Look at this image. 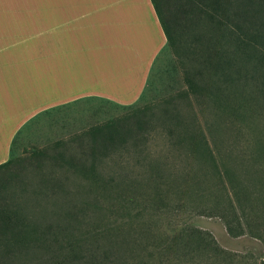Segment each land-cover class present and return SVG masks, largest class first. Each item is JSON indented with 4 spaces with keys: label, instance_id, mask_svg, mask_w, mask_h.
<instances>
[{
    "label": "trees",
    "instance_id": "16d2710c",
    "mask_svg": "<svg viewBox=\"0 0 264 264\" xmlns=\"http://www.w3.org/2000/svg\"><path fill=\"white\" fill-rule=\"evenodd\" d=\"M150 1L185 88L0 164V264H132L121 231L98 229L109 183L100 186L99 168L122 164L126 157L114 150L145 145L156 131L187 161L214 168L222 136L253 135V157L264 160V132L257 127L264 117V0ZM75 143L80 153L71 151ZM221 165L213 214L231 237L248 230L264 240V222L251 226L237 215L250 195ZM170 244L176 264L240 262L195 227L177 231Z\"/></svg>",
    "mask_w": 264,
    "mask_h": 264
},
{
    "label": "rangeland",
    "instance_id": "374dc122",
    "mask_svg": "<svg viewBox=\"0 0 264 264\" xmlns=\"http://www.w3.org/2000/svg\"><path fill=\"white\" fill-rule=\"evenodd\" d=\"M18 3L24 2L0 0V6ZM183 88L182 71L166 49L156 59L137 103L119 107L104 100L90 99L43 112L22 128L14 144L13 156L25 158L32 151L67 141L92 126L133 108L157 103ZM257 127L264 132V117ZM254 145L253 135L232 132V135L222 136L219 152L214 151L215 168L187 161L183 151L159 131L151 134L145 145L114 150L116 156L122 153L126 158L122 164L110 161L99 168L103 178L100 186H105L107 180L109 183L102 192L104 215L98 229L112 235L116 230L121 231L130 255L128 262L132 264H176V253L170 250V243L176 232L184 227L209 232L221 248L240 256V262L230 264H264V240L253 238L248 230L240 237H231L212 210L218 200L215 196L217 174L223 175L221 164L225 163L250 195L241 210L237 209L240 220L244 224L252 220L251 226L264 222V160L254 159ZM81 150L78 143L72 145V152L80 153ZM154 161L157 166L150 167ZM259 232L264 237L262 226Z\"/></svg>",
    "mask_w": 264,
    "mask_h": 264
},
{
    "label": "crops",
    "instance_id": "0c3cea01",
    "mask_svg": "<svg viewBox=\"0 0 264 264\" xmlns=\"http://www.w3.org/2000/svg\"><path fill=\"white\" fill-rule=\"evenodd\" d=\"M20 1L0 6V164L43 112L137 103L166 48L150 0Z\"/></svg>",
    "mask_w": 264,
    "mask_h": 264
}]
</instances>
